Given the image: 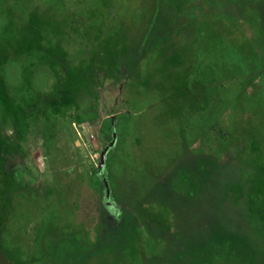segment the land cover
I'll return each instance as SVG.
<instances>
[{"label":"rangeland","instance_id":"374dc122","mask_svg":"<svg viewBox=\"0 0 264 264\" xmlns=\"http://www.w3.org/2000/svg\"><path fill=\"white\" fill-rule=\"evenodd\" d=\"M0 264H264V0H0Z\"/></svg>","mask_w":264,"mask_h":264},{"label":"trees","instance_id":"16d2710c","mask_svg":"<svg viewBox=\"0 0 264 264\" xmlns=\"http://www.w3.org/2000/svg\"><path fill=\"white\" fill-rule=\"evenodd\" d=\"M111 218H112L113 220H116L117 217H116V215L114 214L113 217H111ZM119 243H120V241H119ZM119 243H116V244H117V246H116L117 248H119ZM104 244H111V241H110V240L104 241L101 245H98L96 248H98V250H99L100 248H103V247L105 246ZM112 246L115 247L114 244H113ZM116 247H115V248H116Z\"/></svg>","mask_w":264,"mask_h":264},{"label":"water","instance_id":"95a60500","mask_svg":"<svg viewBox=\"0 0 264 264\" xmlns=\"http://www.w3.org/2000/svg\"><path fill=\"white\" fill-rule=\"evenodd\" d=\"M102 154H103V152H102Z\"/></svg>","mask_w":264,"mask_h":264}]
</instances>
